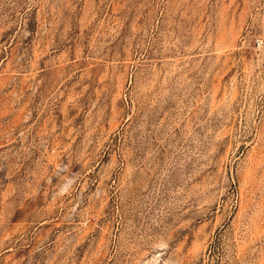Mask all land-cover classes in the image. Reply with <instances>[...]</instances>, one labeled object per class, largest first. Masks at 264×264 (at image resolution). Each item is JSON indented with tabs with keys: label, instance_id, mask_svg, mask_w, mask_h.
Returning <instances> with one entry per match:
<instances>
[{
	"label": "rangeland",
	"instance_id": "obj_1",
	"mask_svg": "<svg viewBox=\"0 0 264 264\" xmlns=\"http://www.w3.org/2000/svg\"><path fill=\"white\" fill-rule=\"evenodd\" d=\"M0 264H264V0H0Z\"/></svg>",
	"mask_w": 264,
	"mask_h": 264
}]
</instances>
